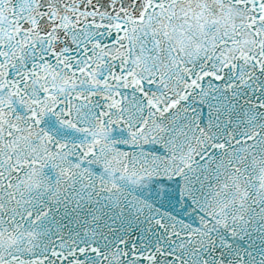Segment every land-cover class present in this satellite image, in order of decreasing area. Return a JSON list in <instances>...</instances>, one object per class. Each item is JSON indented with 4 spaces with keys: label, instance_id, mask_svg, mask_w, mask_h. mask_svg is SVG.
Instances as JSON below:
<instances>
[{
    "label": "snow or ice",
    "instance_id": "1",
    "mask_svg": "<svg viewBox=\"0 0 264 264\" xmlns=\"http://www.w3.org/2000/svg\"><path fill=\"white\" fill-rule=\"evenodd\" d=\"M0 264H264V0H0Z\"/></svg>",
    "mask_w": 264,
    "mask_h": 264
}]
</instances>
